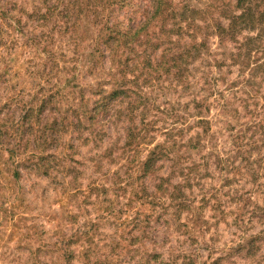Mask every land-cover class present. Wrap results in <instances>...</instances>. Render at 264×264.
Masks as SVG:
<instances>
[{
	"label": "rangeland",
	"instance_id": "obj_1",
	"mask_svg": "<svg viewBox=\"0 0 264 264\" xmlns=\"http://www.w3.org/2000/svg\"><path fill=\"white\" fill-rule=\"evenodd\" d=\"M73 1L50 0L46 5L40 0H0V6L7 5V10L21 5L31 12L33 4L42 13L48 6L55 9L43 27L35 18L28 20L23 15V33L4 28L0 35L4 38L0 41V56L7 60L16 51L13 65L18 69L14 74L12 64L6 61V78L0 82V160L13 161L8 170L2 168L0 173V264H146L147 260L149 264H264V209L252 214L255 206L264 207L263 197L253 195L255 185L264 184V162L260 168L252 165V175L257 176L255 184L253 176L237 180L226 168L234 142L244 145L250 138L259 137L261 130L254 136L248 126L264 115V84L258 95L252 97L240 82L243 76H238L236 66H223L221 74H217L213 60H220L219 54L235 49L229 41L219 46V41L210 37L206 55L212 75L207 74L205 80L207 66L200 60L187 69V82L196 85L194 91L183 92L182 84L156 75L161 79L142 88L143 93H153V108L148 113L141 114L138 109L129 122L123 117L128 101L116 100L111 108L115 116L97 117L98 123L94 125L89 121L75 124V115L85 113L97 99L90 96L88 86L107 80L103 74L111 67L103 45L99 47L102 60L95 68L82 66V57L73 53L72 46L68 48L73 24L78 34L85 33L90 45L98 28L93 8L81 15L84 5L76 0L70 10ZM149 2L124 0L110 10L108 25L125 29L139 26ZM204 2L192 1L199 8L204 7ZM158 22H152L150 34L156 32ZM23 34H29V39ZM31 41L47 45L56 60L43 65L39 58L29 55L32 49H24L23 45ZM160 55L161 49L156 50L152 55L154 63ZM132 64L130 61L129 68ZM36 69L40 73L31 81L28 76ZM146 70L150 72L149 67ZM71 76H75L72 84L84 90L89 100L82 109L77 100H63L70 91L64 88V82ZM106 84L104 89L108 90ZM55 86L61 96L39 111L40 101L36 98L54 92ZM202 97L209 98V115L204 116L211 127L206 137L211 146H206L208 141L204 140L205 148L185 150L190 158L181 164L191 166L194 162L202 167L188 185L184 184L183 190V199L194 207L199 203L203 206L198 210L201 220L192 229L194 225L187 224V216L194 211L185 209L177 213L170 200L155 189L159 178H168L172 173L175 150L171 149L167 159L157 163L160 169L155 174L143 175L140 164L151 148L162 144L172 147L168 131L174 127L183 124L182 134H174L176 142L185 143L201 133L202 128L195 125L197 119L192 116L193 100ZM254 107L261 111L257 113ZM250 111H254L251 117ZM175 116H182L184 121L180 123ZM54 121L58 133L48 137L46 128ZM142 121L150 125L147 142L136 151L124 148L126 129L132 125L138 128ZM3 150L16 154L8 160ZM249 159L264 160V147L252 151ZM36 161L44 167L39 170L34 165L29 169L20 166L22 162L27 165ZM15 169L21 179L7 185L5 179ZM170 183L174 186L183 182L175 176ZM239 196L249 199V203H236L242 206L241 211H237L235 201L228 200H238ZM216 200L221 202L220 208H215ZM238 214L242 217L237 221Z\"/></svg>",
	"mask_w": 264,
	"mask_h": 264
},
{
	"label": "trees",
	"instance_id": "obj_2",
	"mask_svg": "<svg viewBox=\"0 0 264 264\" xmlns=\"http://www.w3.org/2000/svg\"><path fill=\"white\" fill-rule=\"evenodd\" d=\"M48 1L50 0H40V3L43 2L47 5ZM54 1L60 2L62 0ZM75 1L76 0L70 3V10L76 3ZM79 1L84 5V9H80L82 10L81 15L88 12L90 8H93V14L96 19L95 25H97L98 28L97 32H95V36L90 38V45L87 43L88 37L85 33L78 34L77 26L73 24L74 27L70 33L72 36L69 37L68 48L72 46L74 48L73 53L78 57H82L80 60L82 66L86 64V66L90 65V68H95L102 60L103 55L99 47L103 45L107 49L109 55L108 62L111 68L103 74L107 80H100V83L96 82L94 87L88 86L91 93V95H89L91 97L95 96L97 99L93 101L91 107L86 109L85 113H77V115H75V124L79 125L81 122L89 121L91 125H94L98 123L96 121L98 119L97 117L102 118L106 115L115 116V113L111 112V108L112 103L116 100H118V102L128 101L126 104V112L123 114V117L129 122L132 121L138 109L141 110V114L148 113V111L153 108L150 107L153 105L151 99L153 93H143L142 88H148L149 85L151 87L155 80L161 79L159 76L162 75L173 79L177 84H182L183 92L186 89L194 91L196 85L187 82L188 75L190 74L187 69L189 64L194 61L200 60L204 62L207 67L203 76L205 80H207V74H211L209 70L211 62L208 60V55H206L208 49L207 41L210 37L216 38L219 41V46H223L225 41H229L234 44L235 49L233 52H222L219 54L220 60H213L212 63L215 65L216 69H218L217 74H221L220 71L223 66H236L238 69V76H243L240 82L248 89V92L252 93V97L258 95L261 86L264 84V0H209V3L205 0L206 3L204 2V7L202 8L194 6L192 3L193 0H150L148 8H145L142 12L143 22L133 29L119 28L117 25H108V14L110 10L114 9L115 6L117 7L123 4L124 0ZM6 7L7 5L0 6V35L4 28L5 30H17L23 33L22 30L25 27L22 25L23 15L28 18V20L35 18L41 24V27H43L44 23L55 13L53 6L46 7L43 13L40 7L34 4L31 12H26L21 5H16L13 10H7ZM70 10L68 13H70L71 16ZM156 19L159 21L158 28L156 32H151L150 34L149 29L152 26V22ZM28 35L29 34H23L22 37L27 38ZM1 37L0 41L4 39ZM185 38L187 40H185ZM4 45L6 48L8 47V44ZM23 48H31L33 52L29 55L39 58L43 65L53 63L56 60L55 53L44 43L41 44L37 41H31L27 44L24 43ZM158 49H161V55L158 61L154 63L152 55ZM10 55L11 58L7 60L0 56V82L6 78L8 68L5 63L6 61L12 64L14 74H17L16 70L18 69L13 65L17 57V52L14 51ZM130 61L133 63L131 68L128 66ZM226 62L228 65H226ZM4 66L6 69L3 71L1 67ZM147 67L150 68V72L146 70ZM37 70L38 69L34 70V72L28 76L31 81L36 79V75L40 73V69L38 72ZM102 73L104 72L102 71ZM128 73H131L130 79L127 78ZM117 75L118 77L115 78ZM74 77L75 76H71L64 82V88L68 87L70 91L64 94L63 100L67 102H69L68 99L71 101L77 100L79 108L82 109V106H87L89 100H86L87 97L85 98L84 90L77 89V87L72 84V81L75 82ZM105 83L109 86L108 90L104 89ZM145 83L148 84L145 85ZM234 83L236 84L237 82ZM59 96H61V93H59L57 86H55L54 92H47L43 96L36 98L40 101L39 111L51 105ZM193 104L195 114L192 117L197 119L195 125L202 128L201 133L196 134V137L190 138L185 143L180 140L176 142L175 138H173L174 134H182L183 128H181V126L183 124L180 125V128L174 127L172 130L168 131L171 132L168 134V137L170 138V146L172 147L168 148V146L162 144L151 148L145 160L140 164V169L143 175H148L149 173L155 174L158 169H160L157 163L162 159H167L171 149H173V151L175 150L172 152L174 153V162H172L171 165L172 173H170L168 178H159L155 189L159 191L161 197L170 200V204L176 208L177 213L185 209L194 211L191 215L188 214L187 224H193L194 227L192 229H196L195 226L199 224L201 220L198 216V210H201L203 206L199 203L200 205L198 207H194L193 203L188 202L185 198L183 199V190L185 187L184 184L188 185L190 180L194 179L195 175H197L202 167L194 162L190 164L191 166H182L181 164L190 158L185 153V150L190 151L205 148L202 142L204 140L208 141L206 137L211 131V127L208 117L205 118L204 116V114L209 115V98L202 97L198 100L194 99ZM254 109L257 113L261 111L255 107ZM261 109L264 110V96ZM249 113L251 117L254 111H250ZM27 117L28 116H26V118ZM175 118H177V121H180V123L184 121L182 120V116H175ZM262 120L264 121V115L251 122L248 126V129L253 131L254 136L261 130L257 139L250 138L244 145L236 144V142L232 145L230 152L231 160L227 157L228 162L226 168L227 173L235 177L234 179L238 180L242 177H247V175L253 176L252 173L254 169L252 165L260 168V164L264 162V160H259L260 158L254 162L249 159L252 151L259 149V147H264V128L262 127ZM149 126L150 125L145 124L144 121L141 122L138 128L133 125L129 126V128L126 129L124 148L130 151H136V149L141 148L147 142L146 139L149 138ZM46 130L49 131L48 137H54L56 133H58V128L57 130L55 128V121L47 127ZM210 142L211 140L206 142L205 145L211 146ZM2 149L3 148H0V151ZM3 151L9 156L8 160L16 154L13 150ZM215 159L220 164L221 160L219 157L215 156ZM237 160L240 161V165L239 163L236 164L235 161ZM6 162L4 163V161L2 162L0 160V173L2 172V168H5L4 170L6 171L10 167L9 165L13 164L12 160ZM179 164L181 166L176 170ZM32 165L39 170L44 167L41 161L30 162L27 165L25 162H22L20 166L29 169ZM175 176H178L183 183L172 186L170 178ZM20 179V172L15 169V171L9 175L8 180L5 179V183L7 185L14 184ZM252 179L255 180V184L257 182V176H253ZM1 188L2 186L0 183V189ZM253 195L257 197L262 196L264 200V184L255 185ZM242 198V196H239L238 200H233V198H228V200L232 199L231 201L233 203L235 201L234 204L238 205L239 208L237 211H241L242 206L236 203L242 201L249 203V199L243 200ZM242 204L244 205V203ZM214 206L215 208H220L221 202L216 200ZM256 207L257 206L252 209V214L257 211L263 212L262 209H264V207ZM241 217L242 215L238 214L237 221L240 220ZM149 263L150 261L147 260L146 264Z\"/></svg>",
	"mask_w": 264,
	"mask_h": 264
}]
</instances>
